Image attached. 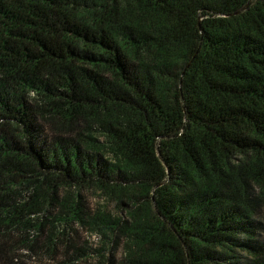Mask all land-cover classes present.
<instances>
[{
    "label": "trees",
    "instance_id": "trees-1",
    "mask_svg": "<svg viewBox=\"0 0 264 264\" xmlns=\"http://www.w3.org/2000/svg\"><path fill=\"white\" fill-rule=\"evenodd\" d=\"M46 262L264 264V0H0V264Z\"/></svg>",
    "mask_w": 264,
    "mask_h": 264
},
{
    "label": "rangeland",
    "instance_id": "rangeland-1",
    "mask_svg": "<svg viewBox=\"0 0 264 264\" xmlns=\"http://www.w3.org/2000/svg\"><path fill=\"white\" fill-rule=\"evenodd\" d=\"M83 193L86 197V201L91 206L106 209L112 214H124V207L122 209H119L114 200L109 199V197L105 193L96 190L95 187L84 189ZM78 234L82 239H86L91 243H97L99 239L98 232L86 228L79 227ZM46 264H49V262H46Z\"/></svg>",
    "mask_w": 264,
    "mask_h": 264
}]
</instances>
